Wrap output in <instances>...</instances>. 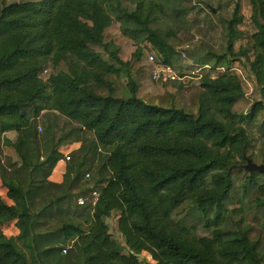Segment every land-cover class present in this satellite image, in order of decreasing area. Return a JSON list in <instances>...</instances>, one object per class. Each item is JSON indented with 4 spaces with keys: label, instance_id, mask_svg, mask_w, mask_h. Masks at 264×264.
<instances>
[{
    "label": "trees",
    "instance_id": "1",
    "mask_svg": "<svg viewBox=\"0 0 264 264\" xmlns=\"http://www.w3.org/2000/svg\"><path fill=\"white\" fill-rule=\"evenodd\" d=\"M173 1L1 6L0 149L13 147L20 163L6 165L0 154L14 203L0 198V264H264V174L243 168L246 158L264 163L257 139L264 141V0H249V35L235 5L223 20V53L195 58L227 72L207 71L194 87L152 80L148 54L185 67L178 49L191 40L176 33L188 27H163L161 19ZM182 14L173 9V17ZM114 25L138 45L130 59L109 35ZM236 65L248 69L258 99L246 96L230 71ZM47 112L57 114L54 129L40 138L38 119ZM8 133H16L13 141ZM82 133L107 154L93 187L78 190L89 155L69 166L62 184L52 183L60 149ZM80 197L88 199L83 207ZM112 217L124 245L111 233ZM11 222L15 238L3 232Z\"/></svg>",
    "mask_w": 264,
    "mask_h": 264
},
{
    "label": "rangeland",
    "instance_id": "2",
    "mask_svg": "<svg viewBox=\"0 0 264 264\" xmlns=\"http://www.w3.org/2000/svg\"><path fill=\"white\" fill-rule=\"evenodd\" d=\"M14 1L21 0H0V9L3 3H9ZM236 4H240L241 11L245 15V24L242 28L246 35H249L252 33L249 24V18L251 15L249 0H175L171 4H169V7L167 9H164L162 13L163 15L161 19L164 22L163 27H167V25H169L170 27H175L178 22H181L184 27L187 26L188 28L177 30L176 36L178 39H190L191 41H193L196 36L199 37L200 41L194 43L193 48L191 50L192 55L189 54V63L199 64V62H197L195 59L196 56L199 54H205L209 50L217 53H223L225 45V41L223 38V20H227L231 17ZM173 9L182 10L183 12H185V14L178 16L177 19V17H173ZM212 9L215 10V14L210 12ZM173 30L176 31V29ZM109 35L111 36V38H114L116 44L121 47V56L124 59H130V57H132L133 53L136 51L138 45L133 40H129L125 37H122L118 25L113 26V28L109 31ZM247 41V37L238 41L236 44V49L246 46ZM242 61L245 62V59L243 58ZM189 63H184V66L188 67ZM48 68V71L51 72L52 69H50V67ZM47 76L48 74L43 75L44 78H46ZM198 82L199 81H193L191 87H194L196 84H199ZM116 85L120 86L122 89V86L124 85L123 80L116 81ZM55 119L56 118L48 112L44 114L43 117H41V122L37 124V127H41V130H39L38 128V134L40 138L47 135V130L54 129L52 127V123L55 122ZM79 136L80 135H74V138H72L76 139ZM5 150L7 151V153L5 152ZM0 154L6 165H8L9 162L17 164L20 163V159L15 149L11 146H1ZM71 157L72 163L67 166L68 169L70 165H75L76 162L79 161V159H76L73 155ZM15 159L17 160L14 161ZM94 183L95 181L92 178L87 180V183L85 182L82 184V186L84 185L85 188L81 189L80 191L87 190L88 188L86 187V185L88 184V187H90L93 186ZM108 224L110 225V230L112 235H114V238L119 243L124 245L123 238L115 231V217L110 218L108 220ZM69 254L70 253L68 251V253L64 255L67 256ZM71 255L74 260V254ZM141 255H143L144 258L150 260L147 254Z\"/></svg>",
    "mask_w": 264,
    "mask_h": 264
},
{
    "label": "built area",
    "instance_id": "3",
    "mask_svg": "<svg viewBox=\"0 0 264 264\" xmlns=\"http://www.w3.org/2000/svg\"><path fill=\"white\" fill-rule=\"evenodd\" d=\"M199 37H195L193 41H190L186 45L180 47L178 49V53L183 60V63H189L190 62V56L191 50L193 48L194 43L199 42ZM148 62L151 66V75L152 80L156 83H169V82H180L183 83L186 87H190L193 83V81H200L204 73L207 71L214 73L215 75L223 74L227 72V69L225 67H212L210 64L200 65L197 63H189L188 67L183 68L182 71H177L172 65L167 64L165 62L158 61L156 56L154 54H148ZM231 72L235 73L237 76H239L242 81L245 83L247 87V93L246 96L250 97L252 95V92L254 91V84L253 81L248 78L247 73L248 69L244 67V65H236L235 67L230 69ZM47 71L45 72V74ZM39 130H41V127H38ZM71 160L70 155L63 156V158L60 161L69 162ZM86 181L91 179V174H86ZM99 197V191L94 190L91 193L90 200L93 205L97 203ZM88 203V199L85 197H80L78 199V205L83 207ZM64 254L67 253V249L63 251Z\"/></svg>",
    "mask_w": 264,
    "mask_h": 264
},
{
    "label": "crops",
    "instance_id": "4",
    "mask_svg": "<svg viewBox=\"0 0 264 264\" xmlns=\"http://www.w3.org/2000/svg\"><path fill=\"white\" fill-rule=\"evenodd\" d=\"M253 84H254V91L252 92V95L250 96V98L258 99L259 95L257 94V87H256L255 81H253ZM50 114H52L55 118L57 116V114L54 112H51ZM38 120H39L38 123H40L41 118H39ZM15 137H16V133L6 134V138L11 141H13ZM257 139H258V149H261V147L264 144V141H261L259 139V136H257ZM93 142H94L93 136L90 133L89 134L82 133L78 138L71 140L70 142H68L67 145L63 146L60 149V152L63 156L73 155L76 159H79L80 162L83 160V158L86 155H89L90 158L87 161L85 168L88 169L89 173H91V177L96 180L97 173L102 169L105 163L107 154L103 152L100 148L95 149L94 147L96 145ZM5 152L7 153L6 150ZM16 160L17 159H15L14 161ZM260 164H264V163H260ZM68 165L69 163L67 162L59 161L55 169L53 170L51 176L49 177V181L55 184H62L65 180V175L68 170L67 168ZM86 187L89 188L88 184L86 185ZM91 187L93 186H90V188ZM84 188L85 186L83 185L78 190H81ZM0 198H2L8 205H14L13 201L8 198V189L3 185L1 177H0ZM3 232L8 238H15L20 233L18 228L16 227V222H11V223L4 225Z\"/></svg>",
    "mask_w": 264,
    "mask_h": 264
},
{
    "label": "water",
    "instance_id": "5",
    "mask_svg": "<svg viewBox=\"0 0 264 264\" xmlns=\"http://www.w3.org/2000/svg\"><path fill=\"white\" fill-rule=\"evenodd\" d=\"M247 173H261L264 174V164L254 163L251 159L246 158V164L243 166ZM138 258L143 259V255L137 254Z\"/></svg>",
    "mask_w": 264,
    "mask_h": 264
}]
</instances>
